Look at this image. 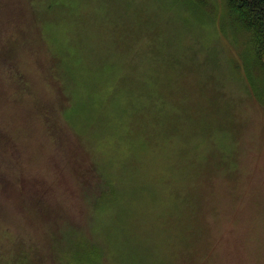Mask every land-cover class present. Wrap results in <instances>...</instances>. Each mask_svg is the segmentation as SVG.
<instances>
[{"label": "rangeland", "instance_id": "1", "mask_svg": "<svg viewBox=\"0 0 264 264\" xmlns=\"http://www.w3.org/2000/svg\"><path fill=\"white\" fill-rule=\"evenodd\" d=\"M74 11L84 15L88 44L104 34L108 44H162L177 57L180 66L166 67L175 83L165 87L167 107L183 102L180 127L199 160L189 171L203 174L201 203L185 206L184 220L164 202L145 210L133 219L137 235L123 226L112 236L108 263L264 264V65L227 0H0V264L42 238L32 215L38 199L83 218L69 158L81 145L68 126L45 127L36 108L53 102L58 112L63 104L50 82L52 56L77 41ZM182 139L166 137L163 148ZM225 146L231 161L216 157Z\"/></svg>", "mask_w": 264, "mask_h": 264}, {"label": "trees", "instance_id": "2", "mask_svg": "<svg viewBox=\"0 0 264 264\" xmlns=\"http://www.w3.org/2000/svg\"><path fill=\"white\" fill-rule=\"evenodd\" d=\"M227 3L239 28L251 34L255 62L264 65V0ZM74 12L77 41L52 56L56 68L50 82L63 104L58 112L53 102L36 101V108L45 127L69 129L81 145L68 150L79 187L76 203L82 202L83 218L70 219L60 207L38 199L32 215L42 238L22 246L12 264H109L112 236L117 237L123 226L131 228L127 233L137 235L132 227L138 214L148 209L152 213L164 202L174 216L184 220L188 214L185 206L201 203L198 184L203 174L196 168L189 171L199 162L192 157L197 154V144L190 147L189 130L180 127V117L187 119L184 104L180 101L176 107H167L164 93L165 87H175L165 77L166 67L180 66L177 57L162 44H151L149 49L108 44L114 41L104 39V34L93 36L98 44H88L81 40L83 34L91 37L84 15ZM166 137H172L173 143L183 139L175 149L171 145L163 148ZM124 148L131 153L125 154ZM225 149L218 150L216 157L230 160ZM199 157L213 162L208 154ZM214 165L221 167V163ZM202 215L203 211L198 213V217Z\"/></svg>", "mask_w": 264, "mask_h": 264}]
</instances>
